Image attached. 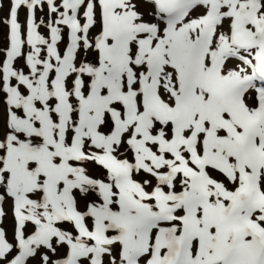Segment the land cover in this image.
<instances>
[{
	"label": "snow or ice",
	"instance_id": "obj_1",
	"mask_svg": "<svg viewBox=\"0 0 264 264\" xmlns=\"http://www.w3.org/2000/svg\"><path fill=\"white\" fill-rule=\"evenodd\" d=\"M0 264H264V0H0Z\"/></svg>",
	"mask_w": 264,
	"mask_h": 264
},
{
	"label": "rangeland",
	"instance_id": "obj_2",
	"mask_svg": "<svg viewBox=\"0 0 264 264\" xmlns=\"http://www.w3.org/2000/svg\"><path fill=\"white\" fill-rule=\"evenodd\" d=\"M6 13H7V5H5L4 14L6 15ZM22 15H23V20H24V14H22ZM38 15H41V13H38ZM5 31H6V29H5ZM41 31L46 34V29L42 28ZM21 63H22V61H21ZM6 224H10V213H9V220L6 222Z\"/></svg>",
	"mask_w": 264,
	"mask_h": 264
}]
</instances>
